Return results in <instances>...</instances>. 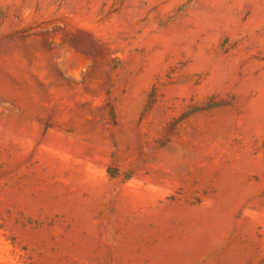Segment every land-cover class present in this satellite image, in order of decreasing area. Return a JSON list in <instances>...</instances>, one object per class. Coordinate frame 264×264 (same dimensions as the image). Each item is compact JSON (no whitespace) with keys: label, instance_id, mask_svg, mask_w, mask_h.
I'll list each match as a JSON object with an SVG mask.
<instances>
[{"label":"rangeland","instance_id":"1","mask_svg":"<svg viewBox=\"0 0 264 264\" xmlns=\"http://www.w3.org/2000/svg\"><path fill=\"white\" fill-rule=\"evenodd\" d=\"M0 264H264V0H0Z\"/></svg>","mask_w":264,"mask_h":264}]
</instances>
